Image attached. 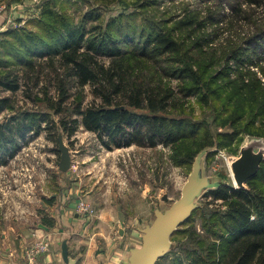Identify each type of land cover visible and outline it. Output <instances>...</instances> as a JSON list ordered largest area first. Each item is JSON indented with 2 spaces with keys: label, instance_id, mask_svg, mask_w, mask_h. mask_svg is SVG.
<instances>
[{
  "label": "trees",
  "instance_id": "trees-1",
  "mask_svg": "<svg viewBox=\"0 0 264 264\" xmlns=\"http://www.w3.org/2000/svg\"><path fill=\"white\" fill-rule=\"evenodd\" d=\"M7 1L21 5L17 22L34 4ZM176 1L41 0L22 26L0 17V114L11 112L0 162L22 139L71 142L80 126L106 149L169 147L186 170L203 150L264 138V0ZM17 95L30 107L16 109ZM206 197L155 264H264V160L244 187L221 183Z\"/></svg>",
  "mask_w": 264,
  "mask_h": 264
},
{
  "label": "rangeland",
  "instance_id": "rangeland-1",
  "mask_svg": "<svg viewBox=\"0 0 264 264\" xmlns=\"http://www.w3.org/2000/svg\"><path fill=\"white\" fill-rule=\"evenodd\" d=\"M40 1L35 0L34 6H38ZM180 1H188L191 7L195 8L202 0H177L176 3ZM0 4L3 5L4 16H7L11 5L8 9L7 0H0ZM12 6L13 10L17 8L15 3ZM32 8L37 9L36 6ZM177 8L179 7L174 9ZM30 10L31 8L26 12V19L35 15L34 11ZM15 11L19 13L21 9ZM15 22L17 21L8 24L16 27ZM18 25L22 26L23 22H19ZM254 70L257 68L254 67ZM259 76L261 77L260 74ZM261 80L264 81V77ZM0 92V96L8 94L3 90ZM190 99L195 113L199 114L200 108L195 99L193 97ZM14 100L12 103L16 109L31 105L29 101L25 103L21 95H17ZM10 115L8 109L4 110L0 114V123L9 119ZM28 133L32 135V132ZM28 133L26 137H29ZM59 134L61 142L69 149L72 160V166L65 174H62L58 167L61 155L58 144L55 145L47 139L45 131L39 136L20 140L16 152L6 156L5 163L0 162V231H6L4 229L6 224L11 225L12 233L9 237L12 241L17 242L18 233L23 231L30 234L40 219L36 218L40 207L52 206H45L42 197H48L54 190L57 192L63 188L66 190L72 185L70 182L80 179L81 184H77L76 187H81L83 193L88 190H92L95 195H100L99 192L108 193L129 232L138 229L140 235L137 238H140L143 229L151 225L158 215L176 210L184 194H188L190 205L195 209L209 200V197H206L209 190L221 183L234 185L229 163L239 156L242 146L253 143L255 150L264 149V138L244 135L237 153L225 148L203 150L196 156L191 168L186 170L174 164L170 157L171 149L166 146L132 144L106 149L101 145L97 135L83 126H80L72 136L71 142ZM93 201L96 202V199L93 198ZM91 204L94 205L92 202ZM15 219L20 223L14 224ZM198 223L196 220L195 224ZM18 225H22V229H19ZM27 237H24V245L29 243ZM172 246L173 242L169 240L164 248V256L169 253ZM0 247H3L1 236ZM172 257L168 256L166 264H171ZM183 262L186 264L187 260Z\"/></svg>",
  "mask_w": 264,
  "mask_h": 264
},
{
  "label": "crops",
  "instance_id": "crops-1",
  "mask_svg": "<svg viewBox=\"0 0 264 264\" xmlns=\"http://www.w3.org/2000/svg\"><path fill=\"white\" fill-rule=\"evenodd\" d=\"M18 6L21 5L18 4ZM18 14L14 13L12 17L18 16ZM71 166L72 160H70V167L66 171H61L62 174L67 173ZM65 176L67 178L68 175ZM70 184L72 185L68 186L66 190L65 188L58 192L54 190L47 197L53 198L52 206L50 208L42 206L36 213L37 219L42 214L51 217L53 226L41 223L39 219L29 235L26 231L18 233L16 242V240H10L9 237L12 233L11 225H5L6 231H0L3 244V247H0V264L129 263L133 250L141 245L143 234L137 238L140 235L138 229L129 232L116 204L112 203L108 197V193L99 192L98 194H102V196L95 195L92 190L83 193L81 187H76L77 184H81V179L74 180ZM80 197L94 204L96 209L94 215L83 214L76 210L75 203ZM93 198L96 199V202L93 201ZM14 221V224L20 223L17 219ZM18 227L22 229V225H18ZM26 236H28L26 240L28 239L29 243L24 245ZM40 239L48 240L49 247L38 254L34 261L29 262L24 255V249ZM64 240L68 247V262L64 261L61 253V245Z\"/></svg>",
  "mask_w": 264,
  "mask_h": 264
},
{
  "label": "water",
  "instance_id": "water-1",
  "mask_svg": "<svg viewBox=\"0 0 264 264\" xmlns=\"http://www.w3.org/2000/svg\"><path fill=\"white\" fill-rule=\"evenodd\" d=\"M60 136L59 134L58 149L61 155L58 167L61 171H66L70 167V151L61 142ZM262 160H264V149L255 150L253 143L242 146L239 156L229 163L234 186L244 187L246 181L257 173ZM193 209L188 194H184L176 210L158 215L151 225L143 229L141 245L133 250L128 264H155L157 259L163 256L164 248L173 231L190 215ZM61 253L64 261L68 262L66 240L62 242Z\"/></svg>",
  "mask_w": 264,
  "mask_h": 264
},
{
  "label": "built area",
  "instance_id": "built-area-1",
  "mask_svg": "<svg viewBox=\"0 0 264 264\" xmlns=\"http://www.w3.org/2000/svg\"><path fill=\"white\" fill-rule=\"evenodd\" d=\"M33 2H34V4H36L35 0H33ZM34 4L30 7L31 8L30 11H34V8H32V7H35ZM17 7H18V5H17ZM12 8H13V6L8 11L9 12L8 15L4 16V14H3V5L0 4V17L4 18V20H6V23L11 22L10 13L13 11ZM25 18L26 17L24 16V18H23V20L21 22H23L25 20ZM14 24H13L14 26H16V25L19 26L18 25L19 22H15ZM75 208H76V210L78 212L83 213V214H87V215H94L96 213L95 206L92 205L88 200L83 199L81 197L76 200ZM48 243H49L48 240L40 239V240L34 241L32 243V245L25 247L24 255H25L26 259L29 262L34 261V259L36 258V256L38 254H40V253L44 252L45 250H47V248L49 247Z\"/></svg>",
  "mask_w": 264,
  "mask_h": 264
}]
</instances>
